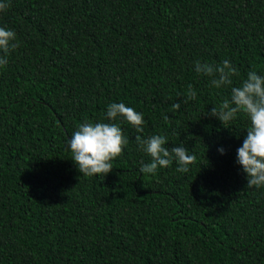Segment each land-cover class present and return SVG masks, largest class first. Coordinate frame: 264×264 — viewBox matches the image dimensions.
Here are the masks:
<instances>
[{"label":"trees","instance_id":"trees-1","mask_svg":"<svg viewBox=\"0 0 264 264\" xmlns=\"http://www.w3.org/2000/svg\"><path fill=\"white\" fill-rule=\"evenodd\" d=\"M0 26L19 43L0 69V264H264V188L236 163L249 121L204 115L228 90L194 70L264 76V0H10ZM113 102L196 164L142 174L150 158L118 121L124 154L82 175L66 142Z\"/></svg>","mask_w":264,"mask_h":264},{"label":"clouds","instance_id":"clouds-1","mask_svg":"<svg viewBox=\"0 0 264 264\" xmlns=\"http://www.w3.org/2000/svg\"><path fill=\"white\" fill-rule=\"evenodd\" d=\"M9 7L10 0H0V13L6 12ZM18 47L15 31L0 26V69L7 66L8 57ZM194 70L198 75L209 78L211 88L228 90L222 102L213 105L204 115L216 118L224 128H228L241 115L249 121L242 145L236 150V163L246 175L249 188H264V76L251 70L247 72L246 78L236 84L234 78L239 77L240 73L227 59L220 63L196 60ZM196 99L197 91L189 84L183 103ZM172 108L179 111L181 103H174ZM163 118L165 121L169 119L167 115ZM106 120L108 122L85 120L66 142L72 161L86 177H105L114 169L113 161L124 154L129 138L124 135L118 121L127 122L135 128L138 133L135 142L139 150L150 158L146 163L141 161L139 171L142 174L155 176L158 169L171 167L174 162L177 172L188 173L197 162L196 155L191 154L188 148L167 147L166 135H141L146 124L143 113L122 102L108 104ZM218 151L224 153L222 147Z\"/></svg>","mask_w":264,"mask_h":264}]
</instances>
